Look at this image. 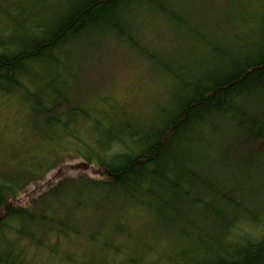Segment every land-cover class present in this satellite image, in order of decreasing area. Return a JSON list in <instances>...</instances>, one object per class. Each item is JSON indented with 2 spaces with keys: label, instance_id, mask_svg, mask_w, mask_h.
I'll return each instance as SVG.
<instances>
[{
  "label": "trees",
  "instance_id": "1",
  "mask_svg": "<svg viewBox=\"0 0 264 264\" xmlns=\"http://www.w3.org/2000/svg\"><path fill=\"white\" fill-rule=\"evenodd\" d=\"M0 98V264H264V0H0Z\"/></svg>",
  "mask_w": 264,
  "mask_h": 264
},
{
  "label": "rangeland",
  "instance_id": "2",
  "mask_svg": "<svg viewBox=\"0 0 264 264\" xmlns=\"http://www.w3.org/2000/svg\"><path fill=\"white\" fill-rule=\"evenodd\" d=\"M115 57V56H114ZM116 58V57H115ZM107 60V58H106ZM120 62V61H119ZM118 61H114L109 59V61H106L107 68L110 70L113 68L114 75H115V81H114V87L112 94L116 97H122L124 95H132L136 93L134 88L130 86V79L124 78L123 75V65L119 63ZM106 66H103L101 69V74H104L106 72ZM93 68L98 70L97 66L93 65ZM105 68V69H104ZM135 72V71H134ZM137 73V72H135ZM100 74V75H101ZM138 74V73H137ZM125 75V74H124ZM94 76V75H93ZM122 76V77H121ZM131 76V75H129ZM137 77H139L137 75ZM140 86L142 83L139 84ZM132 87V90L131 88ZM135 91V92H134ZM139 91V90H138ZM79 99V96L77 97V100ZM3 99L0 98V151L4 152L7 150V146L5 144L10 143V139L18 138L20 133L29 134L31 129L23 127V123L25 119L27 118L26 113H23V116L21 114H16V110H13L14 106L8 105V107L4 104H2ZM15 109V108H14ZM9 141V142H8ZM10 164V166H14L15 162L13 160H10V162H7ZM2 166H6L5 163H1ZM0 164V165H1ZM3 169V168H0ZM91 174L96 175L95 170L90 171ZM56 171L51 172L45 180L40 182L38 185L33 186L31 188V191H40L43 190L46 186L51 184L55 180Z\"/></svg>",
  "mask_w": 264,
  "mask_h": 264
}]
</instances>
